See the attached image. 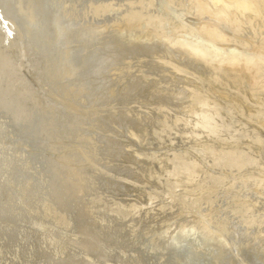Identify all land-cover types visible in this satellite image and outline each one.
<instances>
[{"label":"rangeland","instance_id":"374dc122","mask_svg":"<svg viewBox=\"0 0 264 264\" xmlns=\"http://www.w3.org/2000/svg\"><path fill=\"white\" fill-rule=\"evenodd\" d=\"M246 1L0 0V264H264Z\"/></svg>","mask_w":264,"mask_h":264},{"label":"bare ground","instance_id":"6f19581e","mask_svg":"<svg viewBox=\"0 0 264 264\" xmlns=\"http://www.w3.org/2000/svg\"><path fill=\"white\" fill-rule=\"evenodd\" d=\"M238 1H239V0H238ZM242 1H243V0H240V5H241V2H242ZM246 2L249 3L250 1L247 0ZM243 3H244V2H243ZM252 4H253V2H252ZM256 4H257V3H256ZM243 5H244V4H243ZM258 5H259V4H258ZM258 5H256V6L258 7ZM260 5H261V4H260ZM263 5H264V4H263ZM204 6H205V5H204ZM207 6H208V5H207ZM246 6H247V5H246ZM246 6H244V7H246ZM261 6H262V5H261ZM202 7H203V5H202ZM248 7H249V6H248ZM250 7H251V6H250ZM252 7H253V6H252ZM262 8H263V7H262ZM203 9H204V8H202V10H203ZM207 9L209 10V8H206V10H207ZM245 9H246V8H245ZM259 9H260V8H259ZM263 9H264V8H263ZM263 9H262V10H263ZM260 10H261V9H260ZM254 13H255V12H254ZM260 14H261V13H260ZM263 14H264V13H263ZM256 18H257V17H256ZM233 19H234V18H233ZM237 19H238V18H237ZM239 19H240V18H239ZM257 19H259V18H257ZM253 20H254V19H253ZM238 21H239V20H238ZM240 21H241V20H240ZM259 21H260V20H259ZM236 23H237V22H236ZM262 23H263V22H262ZM233 24H234V23H233ZM245 24H246V23H245ZM234 25H236V24H234ZM252 26H253V25H252ZM207 28H208V27H207ZM207 28H206V29H207ZM248 28H249V27H248ZM254 28H255V27H254ZM257 28H258V25H257ZM209 29H210V27H209ZM212 30H214V29H212ZM258 30H259V29H258ZM208 31H209V30H208ZM259 31H260V30H259ZM204 32H205V31H204ZM214 32H215V30H214ZM207 33H208V32H207ZM253 33H254V32H253ZM257 33H258V32H257ZM213 34H214V33H213ZM218 35H219V34H218ZM211 36H212V35H211ZM219 37H220V36H219ZM221 37H222V36H221ZM221 37H220V39L222 40ZM223 37H224V36H223ZM214 38H215V37H214ZM220 39H219V40H220ZM223 39H224V38H223ZM252 44H253V43H252ZM260 44H262V43H260ZM260 44H259V45H260ZM262 46H264V45H262ZM262 46H261V47H262ZM260 68H261V67H260ZM260 68H259V71H260ZM263 70H264V69H263ZM261 71H262V68H261ZM261 71H260V73H263V72H264V71H263V72H261ZM231 72H232V71H231ZM232 73H233V72H232ZM219 74H220V73H219ZM219 74H218V75H219ZM224 74H226V73H224ZM228 75H231V74H228ZM231 76H233V75H231ZM210 78H211V77H210ZM208 79H209V78H208ZM211 79H212V78H211ZM199 80H200V79H199ZM240 81H241V80H240ZM241 82H242V81H241ZM241 82H240V83H241ZM203 83H204V82H203ZM206 83H207V81H206ZM213 83H214V82H213ZM224 83H225V82H224ZM237 83H238V82H237ZM20 84H21V83H20ZM234 84H235V83H234ZM238 84H239V83H238ZM209 85H210V84H209ZM213 85H214V84H213ZM220 85H221V84H220ZM206 86H207V85H206ZM225 86H226V85H225ZM234 86H236V85H234ZM242 86H243V85H242ZM204 87H205V85H204ZM217 87H218V86H217ZM228 87H229V86H228ZM230 87H231V86H230ZM260 88H261V87H260ZM196 89H197V88H196ZM214 89H215V88H214ZM219 89H220V88H219ZM174 90H175V89H174ZM209 90H210V89H209ZM254 90H255V89H254ZM189 91H190V90H189ZM224 91H226V90H224ZM230 91H231V90H230ZM251 91H252V90H251ZM260 91H261V90H260ZM220 92H221V91H220ZM243 92H244V90H243ZM200 93H201V92H200ZM227 93H228V92H227ZM227 93H226V94H227ZM232 93H233V92H232ZM239 93H240V92H239ZM246 93H247V92H246ZM149 94H150V93H149ZM183 94H184V93H183ZM230 94H231V93H230ZM230 94H229V95H230ZM236 94H237V93H236ZM242 94H244V93H242ZM233 95H234V94H233ZM240 95H241V93H240ZM226 96H227V95H226ZM151 97H152V96H151ZM230 97H231V96H230ZM238 97H239V95H238ZM227 98H228V97H227ZM231 98H234V97H231ZM236 98H237V97H236ZM157 100H158V99H157ZM165 100H166V99H165ZM165 100H164V101H165ZM242 100H244V99H242ZM250 100H251V99H250ZM152 101H154V100H152ZM200 101H201V100H200ZM204 101H205V100H204ZM233 101H234V100H233ZM235 101H236V100H235ZM235 101H234V103H235ZM225 102H226V100H225ZM236 102H237V101H236ZM239 102H240V100H239ZM228 103H229V102H228ZM234 103H233V104H234ZM237 103H238V102H237ZM237 103H236V104H237ZM155 104H156V103H155ZM166 104H167V103H166ZM230 104H232V103H230ZM247 104H248V103H247ZM159 105H160V104H159ZM156 106H157V105H156ZM196 106H197V105H196ZM209 106H210V105H209ZM234 106H235V105H234ZM248 106H249V104H248ZM250 106H251V104H250ZM151 107H152V106H151ZM170 107H171V106H170ZM206 109H207V108H206ZM149 110H150V109H149ZM159 110H160V109H159ZM161 110H162V109H161ZM161 110H160V111H161ZM163 110H164V109H163ZM163 110H162V111H163ZM246 110H247V109H246ZM206 111H208V109H207ZM133 112L135 113V111H133ZM248 113H249V112H248ZM250 113H251V112H250ZM136 121H137V120H136ZM184 123H185V122H184ZM190 124H191V123H190ZM178 125H179V124H178ZM186 126H187V125H186ZM78 183H79V181H78ZM184 209H185V208H184ZM180 211H181V210H180ZM194 224H195V223H194ZM201 224H202V223H201ZM203 225H205V224H203ZM198 226H199V225H198ZM201 226H202V225H201ZM190 227H191V226H190ZM193 227H194V226H193ZM193 227H192V228H193ZM199 227H200V226H199ZM199 227H198V228H199ZM205 227H206V226H205ZM194 228H195V227H194ZM200 228H201V227H200ZM201 229H202V228H201ZM201 229H200V230H201ZM203 229H204V227H203ZM207 229H208V228H207ZM190 230H192V229L190 228ZM188 231H189V230H188ZM197 231H198V230H197ZM205 231H206V230L204 229L203 232L206 233ZM180 232H181V231H180ZM184 232H185V231H184ZM190 232H191V231H190ZM198 232H199V231H198ZM200 232H201V231H200ZM207 232H208V230H207ZM89 233H90V232H89ZM178 233H179V232H178ZM186 233H187V232H186ZM192 233H193V231H192ZM195 233H196V232H195ZM204 233H203V234H204ZM208 233H209V232H208ZM90 234H91V233H90ZM182 234H183V233H182ZM184 234H185V233H184ZM198 234H199V233H198ZM84 235H85V234H84ZM87 235H88V234H87ZM189 235H191V234H189ZM201 235H202V233H201ZM90 236H92V235H90ZM184 236H185V235H184ZM187 236H188V235H187ZM197 236H198V235H197ZM205 236H206V235H205ZM211 236H212V235H211ZM194 237H195V236H194ZM202 237H203V236H202ZM212 237H213V236H212ZM212 237H211V238H212ZM184 238H187V237H184ZM208 238H209V237H208ZM188 239H189V238H188ZM197 239H199V236L197 237ZM172 240H173V239H172ZM193 240H194V239H193ZM200 240H201V239H200ZM214 240H215V239H214ZM170 241H171V240H170ZM184 241H186V240H184ZM195 241H196V240H195ZM215 241H216V240H215ZM221 241H222V240H221ZM171 242H174V241H171ZM186 242H188V241H186ZM191 242H192V241H191ZM213 242H214V241H213ZM217 242H218V241H217ZM192 243H193V242H192ZM204 243H205V242H204ZM204 243H202V245H203ZM214 243H215V242H214ZM218 243H219V242H218ZM221 243H222V242H221ZM226 243H227V242H226ZM194 244H195V242H194ZM207 244H208V242H207ZM191 245H192V244H191ZM191 245H190V246H191ZM200 245H201V244H200ZM225 245H226V244H225ZM193 246H194V245H193ZM203 246H204V245H203ZM209 246H210V245H209ZM191 247H192V246H191ZM207 248H208V247H207ZM213 248H214V247H213ZM218 248H219V247H218ZM199 249H200V248H199ZM209 249H210V248H209ZM213 250H214V249H213ZM222 250H224V249H222ZM202 251H203V250H202ZM204 251H205V250H204ZM211 251H212V249H211ZM191 252H192V251H191ZM200 252H201V251H200ZM200 252H199V253H200ZM213 252H214V251H213ZM193 253H194V252H193ZM203 253H205V252H203ZM217 253H218V252H217ZM217 253H216V254H217ZM221 253H223V252H221ZM197 254H198V253H197ZM200 255H201V254H200ZM203 255H204V254H203ZM197 256H198V255H197ZM204 256H206V255H204ZM212 256H213V255H212ZM219 256H220V254H219ZM194 257H195V255H194ZM201 257H202V255H201ZM210 257H211V256H210ZM215 257H216V256H215ZM198 258H199V257H198ZM205 259H206V258H205ZM194 260H196V259L194 258ZM73 261H75V260H73ZM192 261H193V260H192ZM199 261H200V259H199ZM201 261H203V260H201ZM112 262H113V261H112ZM59 263H60V262H59ZM86 263H88V262H86ZM91 263H92V262H91ZM215 263H216V262H215ZM195 264H196V263H195Z\"/></svg>","mask_w":264,"mask_h":264}]
</instances>
